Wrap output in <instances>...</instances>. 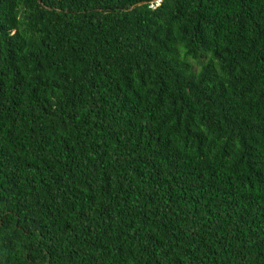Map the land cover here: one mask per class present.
Segmentation results:
<instances>
[{"label":"trees","instance_id":"1","mask_svg":"<svg viewBox=\"0 0 264 264\" xmlns=\"http://www.w3.org/2000/svg\"><path fill=\"white\" fill-rule=\"evenodd\" d=\"M0 264H264V0H0Z\"/></svg>","mask_w":264,"mask_h":264},{"label":"water","instance_id":"2","mask_svg":"<svg viewBox=\"0 0 264 264\" xmlns=\"http://www.w3.org/2000/svg\"><path fill=\"white\" fill-rule=\"evenodd\" d=\"M40 2H42V0H39Z\"/></svg>","mask_w":264,"mask_h":264},{"label":"built area","instance_id":"3","mask_svg":"<svg viewBox=\"0 0 264 264\" xmlns=\"http://www.w3.org/2000/svg\"><path fill=\"white\" fill-rule=\"evenodd\" d=\"M160 1V0H159Z\"/></svg>","mask_w":264,"mask_h":264}]
</instances>
